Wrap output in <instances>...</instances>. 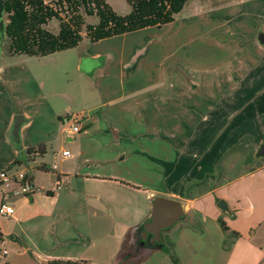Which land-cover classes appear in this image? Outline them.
Segmentation results:
<instances>
[{"label":"crops","instance_id":"crops-1","mask_svg":"<svg viewBox=\"0 0 264 264\" xmlns=\"http://www.w3.org/2000/svg\"><path fill=\"white\" fill-rule=\"evenodd\" d=\"M169 24L89 45L82 42L74 49L44 57L2 52L0 167L10 166L17 158L27 161L18 168L30 174L35 190L39 181L34 172L43 173L53 185L76 177L86 193L94 192L91 183L97 189L107 188L111 212L118 215V224L126 221L128 234L148 219L154 198L178 200L185 219L164 232L163 242L181 264H264V250L255 245L252 235H241L230 226L228 231L222 230L219 219L223 212L218 207L219 200H225L233 215L242 205H252V194L264 185V154H260L264 145V45L254 40L247 50L236 37L227 40L225 33L233 32L225 30L218 38L226 39L223 44L240 54L228 69L221 70V77L211 70L208 78L213 76L205 85L187 76L192 70L189 66L178 71L176 65L191 64L175 59L172 42L164 40L174 33L167 28ZM241 28L240 24L237 29ZM71 114L83 116L84 135L79 134V140L77 136L67 138L63 132V119ZM18 115L25 121L16 142L12 129ZM147 129L152 130L150 140H146ZM42 145L44 155L28 158L29 148ZM69 146L81 150L85 163L102 162L95 165L99 172L81 173L79 160L72 170L62 168L59 162L74 157L72 153L70 158L62 155ZM126 156L139 159L138 168L148 178L146 186L127 181L128 172L117 173L127 162ZM42 164L50 171H40ZM75 188L71 186L65 198L77 197ZM43 189L54 205L58 203L56 190ZM35 194L26 197L27 201L34 203ZM122 194L127 197H117ZM85 204L90 207L93 203ZM39 211L29 219L15 210L9 217L11 228L0 223L3 239L17 238L13 241L19 244V255H30L37 264L56 260L109 264L107 259L97 262L91 255L95 252L89 250L93 239L88 227L83 226L90 236L86 241L85 234L77 232L81 229L78 221V227L65 222L63 205ZM32 236H37L38 244ZM227 237L231 243L226 244ZM77 247L79 251L73 252ZM4 250L7 254L1 251L0 259L9 255ZM152 255L157 264H174L159 250L146 258Z\"/></svg>","mask_w":264,"mask_h":264},{"label":"rangeland","instance_id":"rangeland-1","mask_svg":"<svg viewBox=\"0 0 264 264\" xmlns=\"http://www.w3.org/2000/svg\"><path fill=\"white\" fill-rule=\"evenodd\" d=\"M106 1L119 15L125 16L132 12V5L127 0ZM52 5L58 9L60 16H62L63 19H69L70 10L67 7L61 9V6L56 5V3L53 2ZM202 8L205 9V13L197 14L199 17H195V15L190 13L191 9L198 10ZM80 14L84 16L86 25H96L99 22V18L97 16L87 17L82 8L80 9ZM5 19L7 22V14L5 15ZM239 23L242 26L241 29H237L240 25ZM217 25L225 26L217 27ZM185 27H189V29H184ZM46 28L53 33H58V20H51ZM167 28L174 31V33H169L164 40L170 43L172 42L175 59L179 58L181 61L188 60V63L191 64L176 65L178 67V71L181 72L183 67L189 66L192 70H188L187 76L192 80L195 78L203 81L206 85L209 82L207 79H211L213 76L211 75L210 78H208V74H210L211 70L215 71L217 75L221 77V70L228 69L230 64H233V61L236 60L240 54V52L237 50L235 51L230 46L224 45L223 41L226 39L221 37L219 39V35H223L225 30L227 31V29H230L233 33H225L227 40H231L233 37H236V40L241 41L242 46L244 47L246 45V49L249 50V46L252 44L250 42L259 40V34L264 33V0H189L181 14L177 15L175 17V21L170 23ZM148 33L150 32H147V34ZM170 37L172 38V41L169 40ZM6 42L4 44L5 47L2 50L3 53H6L9 50L8 43ZM83 43L84 45L92 44L86 37H84ZM241 52L245 53L244 51ZM207 91H209V88ZM184 103H186V101ZM261 120L262 119L259 120V123L262 122ZM147 131L145 130L147 137L146 140H150L152 130L147 129ZM80 135H77L78 140ZM82 135H84V133H82ZM122 147H124V145ZM68 149L74 157L67 160L63 164L59 162L58 164H60L62 168H65V170H72L77 167V160H79V164H81L79 170L81 173H92L96 170L99 172V169L95 168V165H100L102 162L85 163V157L80 154L81 150L75 148L74 146H69ZM138 153L140 156L141 152ZM122 157H124V155H122L121 158ZM126 158L127 162L121 165V169L118 170L117 173L119 172L121 175H126L128 172L129 176L128 180L126 179L127 181L146 186L145 182H147L146 180L148 178L146 177V173L144 175V170L138 168L137 163L139 159H132L128 156H126ZM144 160L140 159V163L145 162L149 164L148 160ZM103 166L106 167V169H110V164H105ZM6 167L7 166H1L0 170ZM106 169L103 168L101 170L102 173H104ZM34 175H37L39 181L38 189L36 188L35 190L36 194L34 197V203H30V200L27 201L26 196L23 194L18 196H6L5 194H7L8 191L5 190L2 192L0 190V205L3 202L10 203L17 213H21L23 217L25 216L29 219L32 218L35 212L39 210V212H41L42 210H46V208L52 207V209H54L55 207H61L63 205L65 208V222H68L70 225L71 223L69 222H72L76 227H78V221L81 229L77 232L84 233L87 238L86 241H88L90 236H92L93 240L90 243L89 250L94 249V252L99 255L100 258H98L95 253H91L92 256L98 259L96 260L97 262H103L107 259L109 264H157L154 259V256L156 255H152L149 258H146L145 255H141V257L140 255L138 256L136 249L133 248L132 234H128L129 230H126V221L124 220L123 224H118V215H116L115 212H111L112 207L110 203L107 202V192H105V190L109 191L107 188L104 190L97 189L94 187L96 183H91L92 191L94 192L89 193L90 191L88 190L89 192L86 193L82 180L77 181L76 177H69L61 185H53L52 181H47L46 178L48 177H45L43 173L34 172ZM260 178L263 179L262 177ZM73 180H75V184L72 183ZM73 185H76L75 190L78 189V191H76L78 196L75 198L70 197L68 200L65 196ZM43 186L56 190L58 203H55L54 205V202L47 197L46 190L43 189ZM257 189H259V191H255L256 194H252V205H242L236 212H234L233 215H230V212L221 213L223 218H226V220L220 218L219 223L220 221H223L226 224V227L230 226L241 235L242 233L252 235V241L255 245L264 250V185H260L256 188V190ZM63 192L64 195L61 194ZM89 194H91V196H89ZM99 195L101 196V201H99ZM88 196L90 197L89 199H87ZM117 197L121 198L127 196L122 194V196ZM133 199L134 198H132V201ZM86 201H90V203L93 204L90 207L85 206ZM138 203L142 204L141 200ZM124 207L127 206L125 205ZM130 209H132V207H130ZM130 215L131 214L129 213L128 216ZM12 222V219L9 217H0V223H4L7 228L13 227ZM179 224L182 223H178V226ZM83 226L89 228L90 236L85 232L87 229L84 230ZM238 226L240 230H237L239 229ZM221 228L224 230L222 226ZM61 230H64V227H62ZM117 236L123 237L121 241L116 239ZM32 237L38 244L37 236ZM231 241L232 240L227 237L226 244L231 243ZM164 245L169 247L166 242H164ZM5 248L8 249L9 255L1 256L0 264H37V262L30 255H19L21 250L19 244L9 237L0 241V252ZM78 248L79 247L74 249L73 252H78ZM89 250L88 252H90ZM61 252L64 251L61 250ZM111 254H114L112 259ZM88 263L91 262L88 261ZM94 263L99 264L96 262Z\"/></svg>","mask_w":264,"mask_h":264},{"label":"trees","instance_id":"trees-1","mask_svg":"<svg viewBox=\"0 0 264 264\" xmlns=\"http://www.w3.org/2000/svg\"><path fill=\"white\" fill-rule=\"evenodd\" d=\"M127 1L132 5V12L129 15L122 16L117 14L106 0H6V14L8 18L6 43H8L9 50L5 49L7 52H4L14 55L44 57L74 49L83 42L84 37L88 38L91 43H95L146 27H161L162 25L173 23L175 17L181 14L189 2V0ZM52 2L61 6V9L67 7L70 10L68 20L60 16L58 9L52 5ZM81 8L85 11L87 17L97 16L99 22L96 25H86L84 16L80 14ZM204 11V8L198 10L191 9L190 13L197 15L205 13ZM53 19L59 22L58 33H53L46 28L48 23ZM45 151L44 145L37 149L29 148L27 156L28 158H33L37 154L44 155ZM24 164L27 165V161L17 158L10 166ZM38 169L42 172L50 171V168L45 164L40 165ZM27 176L33 182L28 172ZM220 223L224 230L228 231L229 228L226 227V224L223 221H220ZM3 237V234L0 232V241L3 240ZM9 238L17 239L15 236H9ZM133 248L138 253L137 248L135 246ZM155 250L169 255L174 264H181L171 249L164 245V242L158 244ZM49 264L88 263L72 260H56Z\"/></svg>","mask_w":264,"mask_h":264},{"label":"water","instance_id":"water-1","mask_svg":"<svg viewBox=\"0 0 264 264\" xmlns=\"http://www.w3.org/2000/svg\"><path fill=\"white\" fill-rule=\"evenodd\" d=\"M6 0H0V56L6 42L7 33H6ZM259 42L264 45V33L259 34ZM25 119L22 115H18L15 118L13 129H12V138L14 141H20V129L23 125ZM260 154H264V145L260 151ZM218 207L224 213H229V206L225 200H220ZM185 219V211L183 204L174 199L156 197L151 202V212L148 219L142 224L139 233L136 234L137 229L132 231V243L134 245L138 244L139 240H143L138 246L140 255L147 256L155 250L156 244H161L163 242V234L166 231H169L177 223ZM136 234V236H135ZM151 237L148 245L145 246L144 242Z\"/></svg>","mask_w":264,"mask_h":264},{"label":"built area","instance_id":"built-area-1","mask_svg":"<svg viewBox=\"0 0 264 264\" xmlns=\"http://www.w3.org/2000/svg\"><path fill=\"white\" fill-rule=\"evenodd\" d=\"M83 116L69 115L63 119L64 134L67 138H75L77 135L83 132L81 127ZM63 157L70 158L71 152L64 151ZM0 190L4 192L8 191L6 196H18L25 195L31 197L35 191L32 180L27 176L26 170H21L18 166H8L0 170ZM15 209L8 203H2L0 205V217H13ZM3 255L7 254V251H2Z\"/></svg>","mask_w":264,"mask_h":264},{"label":"flooded vegetation","instance_id":"flooded-vegetation-1","mask_svg":"<svg viewBox=\"0 0 264 264\" xmlns=\"http://www.w3.org/2000/svg\"><path fill=\"white\" fill-rule=\"evenodd\" d=\"M138 231H140V229H139V228L137 229V231H136V234H137V233H139ZM136 234H135V236H136ZM150 240H151V237L149 236V237H148V239H147V240L144 242L145 246H147V245H148V243H149V241H150ZM141 242H143V240H142V239H141V240H139V241H138V244H136V245H135V247L137 248V251H138V253H139L138 246L140 245V243H141ZM156 246H158V244H156Z\"/></svg>","mask_w":264,"mask_h":264}]
</instances>
